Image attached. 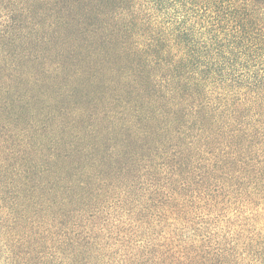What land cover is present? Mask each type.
I'll return each mask as SVG.
<instances>
[{"label":"trees","instance_id":"1","mask_svg":"<svg viewBox=\"0 0 264 264\" xmlns=\"http://www.w3.org/2000/svg\"><path fill=\"white\" fill-rule=\"evenodd\" d=\"M34 18L110 99L24 101ZM0 264H264V0H0Z\"/></svg>","mask_w":264,"mask_h":264},{"label":"rangeland","instance_id":"2","mask_svg":"<svg viewBox=\"0 0 264 264\" xmlns=\"http://www.w3.org/2000/svg\"><path fill=\"white\" fill-rule=\"evenodd\" d=\"M38 21L40 23L38 24ZM45 18L32 19V60L40 64L32 70V95L28 98L32 105L45 109L48 119L59 118L69 122V115L74 110L84 108L81 103L90 101L86 89L92 85L90 94L95 97H108L110 88L96 81L94 84L93 71L84 67L80 60L64 54L61 45L52 39L51 28ZM110 101V100H109ZM19 103L13 105L11 112ZM82 110V109H81ZM80 111V110H79ZM10 124L14 118L10 116ZM55 125V123H50Z\"/></svg>","mask_w":264,"mask_h":264}]
</instances>
